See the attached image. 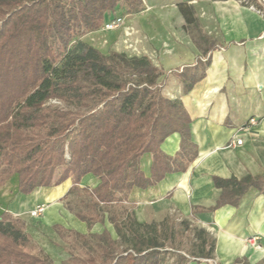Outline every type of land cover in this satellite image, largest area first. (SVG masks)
<instances>
[{
    "label": "trees",
    "instance_id": "trees-1",
    "mask_svg": "<svg viewBox=\"0 0 264 264\" xmlns=\"http://www.w3.org/2000/svg\"><path fill=\"white\" fill-rule=\"evenodd\" d=\"M119 7L125 15L144 9L142 0H0V187L16 175L18 194L28 196L71 181L62 201L87 233L52 228L67 255L59 264H211L216 241L205 229L187 219L177 229L170 216L141 223L129 201L133 190L184 173L198 151L181 100L163 94L168 77L160 68L147 56L103 54L79 41L103 28ZM177 9L201 54L172 72L186 95L204 78L212 44L200 32L194 8L178 3ZM173 134L179 149L169 156L161 145ZM146 154L152 158L148 176L140 167ZM86 175L96 178L94 187H79ZM213 184L220 191L215 205L194 209L192 217L237 206L250 188L264 194V176L214 178ZM0 264L53 261L24 222L4 212ZM233 264L250 263L240 258Z\"/></svg>",
    "mask_w": 264,
    "mask_h": 264
},
{
    "label": "crops",
    "instance_id": "crops-1",
    "mask_svg": "<svg viewBox=\"0 0 264 264\" xmlns=\"http://www.w3.org/2000/svg\"><path fill=\"white\" fill-rule=\"evenodd\" d=\"M142 1L145 7L160 12L166 5L163 1L149 5ZM171 2L176 4L183 26L177 4L187 3L194 8L200 32L212 44L205 76L188 94L182 95L176 79L168 80L165 87L176 84V94L170 98L180 99L191 119L190 135L198 155L184 173L168 174L154 187L133 190L129 201L135 204L134 212L141 223L159 222L176 215L205 229L216 241L215 264H233L240 258L250 264H264V194L257 189L250 188L237 206L226 205L192 217L194 209L215 205L220 191L214 187V178L264 176V17L258 14L256 3L245 7L237 0ZM197 10L202 11L201 17ZM187 37L197 55L184 66L201 58L200 51ZM160 62L163 70L172 64ZM182 67L176 66L175 70ZM251 119L256 120L255 125L249 124ZM232 140H241V145L230 147ZM178 149L177 134L161 145L162 152L169 156ZM151 159L150 154L140 159L146 176ZM82 181L80 188L97 184L92 175L86 183ZM71 186L67 180L57 187L36 189L23 196L18 194V179L13 175L0 187V215L7 212L20 218L36 245L45 248L50 256L57 254L58 247L45 242L57 238L54 226L87 233L86 225L68 212L62 201ZM40 205L45 207L43 214L38 219L31 218L30 212Z\"/></svg>",
    "mask_w": 264,
    "mask_h": 264
},
{
    "label": "rangeland",
    "instance_id": "rangeland-1",
    "mask_svg": "<svg viewBox=\"0 0 264 264\" xmlns=\"http://www.w3.org/2000/svg\"><path fill=\"white\" fill-rule=\"evenodd\" d=\"M157 1L166 2L163 12L144 6L143 11L139 14L125 15L123 8L119 7L114 14L107 17L103 28L97 32L84 35L79 41L92 46L103 54H107L110 51H117L124 52L129 56H147L156 66L160 67L168 77V80H175L172 72H174L176 66L182 67L190 64L197 53L194 51L187 35L184 33L183 22L175 10L176 4L171 2L173 0H145L146 5ZM256 4H258L256 6L257 8L260 7L264 10L262 3L256 0ZM257 12L260 16L263 14L260 11ZM197 14L201 17L202 11L197 10ZM163 60L169 62V64L172 62L164 70L161 68L162 65L160 62ZM175 61H178V63L175 64ZM165 87L166 85L163 88V94L166 97H171L176 94L177 87L175 83L166 89ZM89 176L86 175L82 182L86 183ZM170 217L174 220L175 227L179 229L182 218L176 215ZM38 218L40 217L34 219ZM190 224L194 226V224ZM188 234L186 233V236ZM48 241L45 240L49 246L51 244L59 245L57 238L53 240L48 239ZM189 243L187 237L183 239L182 247L184 250L188 247ZM57 250L58 253L52 256L48 254L46 249L44 250L52 259L53 264H59L67 258V255L62 249L57 248ZM191 264L197 263L192 262ZM211 264L215 263L212 262Z\"/></svg>",
    "mask_w": 264,
    "mask_h": 264
},
{
    "label": "built area",
    "instance_id": "built-area-1",
    "mask_svg": "<svg viewBox=\"0 0 264 264\" xmlns=\"http://www.w3.org/2000/svg\"><path fill=\"white\" fill-rule=\"evenodd\" d=\"M257 1L262 3V5L264 6V0H257ZM249 124L250 125H255L256 124V120L251 119L249 121ZM241 142H242L241 140H232L230 142V147L239 146V145H241ZM44 209H45V207L43 205L37 206L33 211L30 212V216L33 217V218L40 217L43 214ZM254 240H255V238L252 239V241H254ZM213 263H215V262H213Z\"/></svg>",
    "mask_w": 264,
    "mask_h": 264
},
{
    "label": "bare ground",
    "instance_id": "bare-ground-1",
    "mask_svg": "<svg viewBox=\"0 0 264 264\" xmlns=\"http://www.w3.org/2000/svg\"><path fill=\"white\" fill-rule=\"evenodd\" d=\"M55 254V253H54Z\"/></svg>",
    "mask_w": 264,
    "mask_h": 264
}]
</instances>
